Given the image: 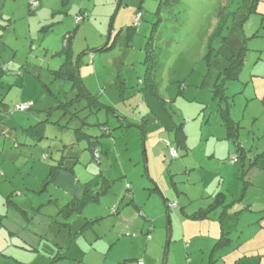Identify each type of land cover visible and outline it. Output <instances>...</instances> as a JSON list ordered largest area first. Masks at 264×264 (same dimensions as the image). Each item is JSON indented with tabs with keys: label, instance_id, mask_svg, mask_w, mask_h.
I'll return each instance as SVG.
<instances>
[{
	"label": "rangeland",
	"instance_id": "obj_1",
	"mask_svg": "<svg viewBox=\"0 0 264 264\" xmlns=\"http://www.w3.org/2000/svg\"><path fill=\"white\" fill-rule=\"evenodd\" d=\"M122 1L0 0V70L7 71L0 84V101L4 103L0 108V264H118V257L122 258L120 254L128 249L130 241L123 240L110 254L107 250L116 217L113 208L118 205L119 210L127 208L128 183L133 186L137 202L147 203L149 207L155 200L162 201L156 192L149 197L154 181L159 183L165 196L173 203L181 201L188 211L207 207L210 196L217 192L226 193L228 203L239 200L242 195L241 174L237 176L235 167L233 173L228 170L233 158H238L236 147L225 141V130L217 112L219 102L213 98V90L229 58L242 46L247 45L249 49L246 70L252 68L257 73L263 68L264 0H259L255 10H251L252 3L247 0L230 8L229 0ZM33 2L38 3L36 8L32 7ZM222 9L225 13L231 12L223 32L226 40L218 38L211 43L215 50L209 54L213 60L209 68L203 56ZM78 17L80 24L76 23ZM69 35H72L74 54L79 57L78 68L86 87L117 113L103 110L88 117L93 125L107 123L102 128L112 134L100 139L99 160L94 152L87 150V142L77 143L71 130L53 124L65 123L67 119L61 120L57 112L51 116L47 113L57 106V100L44 84H50L62 98L67 90V86H57L54 72L64 61L61 52ZM149 41L158 47L159 94L164 97L177 126L183 124L188 135L187 154L174 144L176 132L170 135L158 126H149L146 150L152 166L151 176L146 173L145 147L139 129L115 130L121 124L117 115L137 124L147 114L140 80L146 74L144 62ZM105 46L108 49L101 51ZM120 73L127 85L124 94L129 99L126 100L119 92ZM243 78L233 83L241 88L242 94L234 95L239 90L235 87L231 90L230 85L227 93L234 96L233 116L243 127L240 141L252 159L257 148L264 149V111L260 99L251 101L245 110L246 99L254 97L253 91L258 86L250 82L244 87ZM26 102L34 104L32 111H15L16 106ZM46 119L49 123L44 127V140L37 142L36 138L27 136L26 129ZM6 129L10 130L6 132ZM88 132L98 136L102 130L90 127ZM115 142L122 145L125 170L119 164ZM169 142L178 151V159L170 156ZM106 148L109 153L105 152ZM63 156L67 167L75 161L70 157L78 158L74 174L63 171L51 182V166ZM129 161L133 167L127 166ZM100 173L113 182L110 192L101 197L99 204L86 207L82 214L72 218L66 215L71 205L78 204L74 198L83 196L84 183ZM249 178L264 185V174L259 175L257 169H253ZM172 183H176L180 193L176 194ZM171 214L175 216L174 210ZM164 218V226L158 224L157 231L155 226L157 235L155 232L151 235L163 237L165 244L168 234L161 231H167L169 222ZM96 219L100 221L80 233L86 221ZM236 222H231L233 226L229 228L235 240L244 228ZM116 223L118 227L120 222ZM150 224L138 219L131 226L136 231L140 228L139 233L145 229L146 234ZM212 232L216 235L214 226ZM96 237L104 238L95 241ZM203 261V256L197 259L199 264Z\"/></svg>",
	"mask_w": 264,
	"mask_h": 264
},
{
	"label": "crops",
	"instance_id": "obj_2",
	"mask_svg": "<svg viewBox=\"0 0 264 264\" xmlns=\"http://www.w3.org/2000/svg\"><path fill=\"white\" fill-rule=\"evenodd\" d=\"M121 2L123 1L120 0V3ZM118 7H120V5H118ZM130 28L131 27H129V29ZM248 51L249 49L247 47V52H246L243 66H242V70L240 71L238 78L235 80H230L226 83V95H227L228 101H226L225 103H222L223 107L227 109L231 120L235 124L238 125V138L237 139H235V137L228 135L225 122L223 121L221 117V113L219 112L220 111L219 101H218L219 108L217 111L218 115H220V119H221L223 128L225 130V135H226L225 141L228 143L231 142L235 145L236 155L239 159V161H237L236 163H233L231 161L230 166L228 168V170H230L233 173V167H235V170L238 172L237 176L241 174L240 181L243 183L242 185L243 189H242V195L240 196L239 200L237 201L233 200L231 203H228L227 194L224 192H217L210 196L211 203L207 207H200L196 211H188L187 205H183L181 201H178L177 203H174L176 204V207L172 209L170 207V204H173V202L170 200V197L168 195L165 196L163 191L161 190L159 183H156L154 181L155 183L153 182L154 184L153 188L149 190L150 191L149 197L151 199L154 194L158 193L159 195H161L162 201L160 200V202H158L157 200H155L153 204L149 207L147 203L143 204V203L137 202L136 196L134 194L133 186H130L128 183L130 187H128L127 185L126 192L128 193L127 196L130 199L128 200L127 208L123 210H119L120 209L119 205L116 208L115 207L113 208V211H114L113 214L116 217L113 218V221H114L113 229L111 227L112 241H110L111 244L107 250V254H110L112 251H114L113 247L119 245L123 240L128 239V241H130L128 249L122 252L123 255L120 254L122 258L118 257L117 259V254L114 256L116 257L118 264H140V263L142 264H199L197 262V259L201 256L204 257L203 264H264V185H261L255 181L252 182L251 179L249 178L253 169H257L259 171V175L264 174V149L257 148L254 158L252 159L249 158L250 151H248V149L243 147L242 146L243 144L240 141L241 131L243 127L241 126L240 122L235 120L233 116L232 110L234 107V96H229L227 93V92H230V91H227L230 85L231 90H233L234 87L236 90L237 89L239 90L238 92L234 93V95L242 94L243 91H241V88H236V84H233V83L240 81L241 77L243 76L244 77L243 79L246 80V83H244V87L248 86L250 82L254 86H258V88H256L253 91L254 97L251 99H246L247 103L245 104V110H248L251 101L260 99V102L262 103L261 107L264 111V66L262 69H260V71H257V73H253L254 70H252V68L249 70H246L245 63L248 57ZM258 65L259 63L255 65L254 69ZM250 72L253 74L249 75L248 73ZM118 77L121 80V83L119 85L120 96L123 100L129 99V96L124 94V90L127 89V85L124 79H121L123 77L122 74L120 73ZM143 79L140 80V90H141V83ZM2 80L0 81V84L3 83ZM258 80H260L261 82L258 84H255L256 83L255 81H258ZM59 84L60 83L57 82V86ZM48 89L52 90V87L50 86V84L48 85ZM52 91H55V90L53 89ZM141 97L144 102L142 94H141ZM3 104H4L3 101H0V108L3 106ZM106 106H109V105H106ZM145 106L147 108V114L143 116L142 119H139L140 122H137V124L128 122V120L124 116L117 115L116 118L119 119L118 122L120 121L121 124H118V127L115 130L117 129L121 130L127 127L128 128L137 127L139 129L140 131L139 135L143 139L142 143H143V146L145 147L144 163L146 165V173L151 176L152 166L150 163L149 154L146 150L147 149L146 140L148 139V128L151 124H153L156 127L157 126L160 127V129H162L161 130L162 132L163 131L167 132V131L164 130L160 126V124L152 117L146 104ZM112 109L113 110L102 109V111L104 110L106 111V113H109V114L110 112H112L113 114L116 115L117 113L114 107H112ZM143 119L146 120V123H144L143 127L140 128L139 125H141ZM75 124L76 126L79 125L73 122L71 126H69L68 128H61V129L70 130L71 128H73L72 126H74ZM104 126H107V123H105ZM105 128L107 129V127ZM8 130L10 129H6L5 131L7 132ZM181 131H182V135L179 136L178 134H175L174 144L177 143L179 147H181V149H183L188 154V135L185 131V127L183 124L181 127ZM107 132H108V135L105 137H101V138L112 137V134L109 133V129H107ZM45 133H44L43 138H40V139L36 138V141L40 142L44 140L46 138ZM167 133L169 134L171 133L170 135L174 134V132H167ZM28 137H32V136H28ZM100 139H99V144L101 145ZM167 139L170 141L171 136H169V138L167 137ZM76 141L77 143L87 142V140L79 141L77 139ZM216 141L218 143L220 142V139H217ZM168 145L172 147L171 142H169ZM114 146L116 148V154H118V157H119L118 158L119 164L121 168L124 169L125 168V163L123 162L124 156H121L122 153L124 155V152L122 150V145L119 142L117 143L115 142ZM105 152L109 153L110 151L106 148ZM215 154L216 152L214 153V156ZM229 154L230 153H228V155ZM214 156H212V158H213V161L216 162V158ZM65 159L66 157L63 156L59 163L52 165V166H56L58 164H62V167H63V169L59 171V173L56 175V177L54 178L52 182H54L55 179L58 177V175L62 173L63 171L74 174V166L78 162V158L70 157V159H74L75 161L72 166H68V167L65 166V163H64ZM127 166L133 167L131 164V161H129V165ZM95 178L97 179L101 178V179L94 186L89 185L88 182L84 183L83 196L80 198H74L75 203L77 201L78 204L74 205L72 207V210L69 213H66V215H69V217L71 216L73 217L74 215L82 214L85 211L84 209L86 207H88L89 205L99 204L101 197H103L104 195H107L110 192L111 188L106 191L102 189V185H100V183L102 182L106 183L107 181H110V180L106 179L102 173L95 176L94 179ZM172 180L174 182V176H171V181ZM172 185H173L172 187L175 188L173 189L176 192V194L180 193V191L177 188L176 183H172ZM239 192H240V189H239ZM16 206L18 207V209H20L17 204ZM68 210L69 209H67V211ZM172 210H174L175 216H172L171 214ZM248 214H250L251 216H248ZM157 215H160L162 217L157 216ZM164 217H167L168 222H169V227L167 228V231L166 230L161 231V233L163 234L164 233L168 234V241H165V244L162 243L164 242L163 237L155 238L153 234L151 235V233L155 232V226H156V231H157L158 224H160L161 226H164L163 224V220L165 219ZM138 219H142V221L146 222L147 224L148 222L151 223L150 224L151 227L149 231H147L146 234L143 233L145 232V229L141 231V233H139L140 228L136 231L134 225L131 226L132 223H136ZM99 221H100L99 219L92 220V221H89V220L86 221L80 233L83 234L86 230L90 229L94 223H97ZM116 221L120 222L118 223L119 224L118 227H116L117 225ZM235 221H237L236 222L237 224L242 223L243 224L242 226L244 227L242 228L243 230H241L238 233V237L236 238V240L232 238L231 236L232 232L229 230V228L233 226V225H230V223L235 222ZM206 224H210L215 227L216 235L215 233L212 232V226L205 227ZM199 225L201 226V229ZM68 227L69 229L71 228L70 224ZM128 230L134 233L128 234L127 233ZM203 230H205V234L203 233ZM218 231H220L219 238L217 237ZM252 232L253 234L249 235V233H252ZM156 235H157V232H155V236ZM243 235H244L243 240L240 241ZM101 238H104V237H96L94 240L95 241L100 240ZM222 238H224L226 243L217 247V249H215L216 244ZM157 239L160 243H157L156 241ZM208 253L210 254L209 257H208ZM179 255H180V258H179Z\"/></svg>",
	"mask_w": 264,
	"mask_h": 264
},
{
	"label": "trees",
	"instance_id": "obj_3",
	"mask_svg": "<svg viewBox=\"0 0 264 264\" xmlns=\"http://www.w3.org/2000/svg\"><path fill=\"white\" fill-rule=\"evenodd\" d=\"M240 1L241 0H229L227 6L228 8L234 7V4ZM247 1H250L252 3L251 10H255L259 0H247ZM172 2L177 3L178 0H172ZM221 11L222 12H219L216 18L217 20L214 30L211 34L210 39L207 42L206 50L207 49L208 50L206 51L205 56H203V59L204 60L206 59L209 68H211L213 63L212 62L213 60H211L209 54L211 51L215 50L213 49L211 43L218 38L219 39L222 38L224 41L226 40V37L223 36V32L226 26V19L231 14V12L229 11L228 13H225L223 9ZM156 48H158L156 44L153 43L152 41H149L146 47V51H148V54L145 59L146 74L141 83L140 92L143 96L145 104L147 105L150 111V114L160 124V126L167 132H176V134L180 136L182 135L181 127L177 126L173 114L166 105L164 97L159 94L158 78H159L160 65H159V59L157 58L158 53L156 51ZM107 49L108 46H105L101 49V51ZM246 52H247V46H243L236 54H233L231 58H229L228 60L229 64L224 69L221 76L218 78L213 90L214 98H216L220 102L219 112L221 113V117L225 122L228 135L235 137V139L238 138V125L231 120L227 109L223 107L222 103L228 101L226 95V83L230 80H235L238 78L240 71L242 70ZM61 55L64 56V61L61 64L60 68L54 72V75L58 83H60L64 87L67 86V90L63 92L65 94L64 98L60 96V92L54 93V91L51 90L53 96L57 100V106L50 108L47 111L48 116H51L54 112H57L61 114L60 115L61 120L67 119L65 123H62L61 121L53 122V124L59 126L60 128H68L69 126H71L73 122L79 124L77 126L75 124L74 126H72L73 128H71L70 130L73 131L74 136L76 137L77 140L79 141L87 140L88 142L87 149L91 152H94L95 154L97 147L99 145V139L101 137L107 136L108 132L104 131L103 130L104 128H102L104 127L105 123L97 122L94 125L90 124L88 117L90 115H98L102 111V109H106V110H113V109L110 106L104 105L100 101L99 95H93L86 87L84 80L80 74V69L78 68L79 57L77 58V56L74 54L72 35L67 36ZM6 70H8L7 67ZM4 73L6 74L7 71L1 69L0 81L4 76L3 75ZM44 86L48 87V85L46 84H44ZM83 114H85V116H82ZM44 122H40L39 124L30 127L29 129L25 130V132L27 133L28 136H32L37 139L43 138L45 133L44 127L46 126V124L49 123L47 119ZM144 123H146L145 119L142 120V123L141 125H139V127L142 128ZM90 127H98L102 130V133L98 136L92 135L88 132ZM170 148H174V147L170 146ZM178 158L179 155L176 159ZM62 169H63L62 164H58L56 166L51 167L50 170L51 182L54 180L56 175ZM100 179L95 178L92 181L88 182V184L94 186ZM112 183L113 182L107 181L106 183L105 182L100 183V185H102V189L107 191L108 189L111 188ZM128 187L130 186L128 185ZM68 209L69 210L66 211V213H69L72 210V205ZM225 243L226 241L224 240V238L220 239L216 244L215 249H217V247Z\"/></svg>",
	"mask_w": 264,
	"mask_h": 264
},
{
	"label": "built area",
	"instance_id": "obj_4",
	"mask_svg": "<svg viewBox=\"0 0 264 264\" xmlns=\"http://www.w3.org/2000/svg\"><path fill=\"white\" fill-rule=\"evenodd\" d=\"M37 6H38L37 2H33L32 3V7L33 8H36ZM80 22H81V19L78 17L76 19V23L80 24ZM33 107H34L33 103L26 102V103H23V104H20V105L16 106L15 111H20L22 113H25V112L31 111L33 109ZM170 153H171L172 158L176 159L178 157V154H177V151H176L175 148H170ZM95 156L99 160L100 156H99V153H98L97 150L95 152ZM237 161H238V158H233V160H232L233 163H236ZM170 207L173 209V208L176 207V204H174V203L170 204ZM140 264H142V263H140Z\"/></svg>",
	"mask_w": 264,
	"mask_h": 264
},
{
	"label": "clouds",
	"instance_id": "obj_5",
	"mask_svg": "<svg viewBox=\"0 0 264 264\" xmlns=\"http://www.w3.org/2000/svg\"><path fill=\"white\" fill-rule=\"evenodd\" d=\"M32 111V110H31Z\"/></svg>",
	"mask_w": 264,
	"mask_h": 264
}]
</instances>
